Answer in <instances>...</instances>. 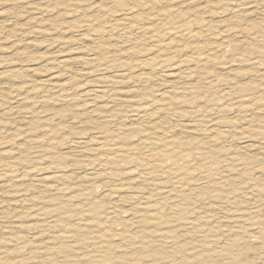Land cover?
<instances>
[{"label":"rangeland","instance_id":"1","mask_svg":"<svg viewBox=\"0 0 264 264\" xmlns=\"http://www.w3.org/2000/svg\"><path fill=\"white\" fill-rule=\"evenodd\" d=\"M261 161L264 0H0V264H264Z\"/></svg>","mask_w":264,"mask_h":264},{"label":"bare ground","instance_id":"2","mask_svg":"<svg viewBox=\"0 0 264 264\" xmlns=\"http://www.w3.org/2000/svg\"><path fill=\"white\" fill-rule=\"evenodd\" d=\"M103 1H105V0H103ZM107 2H108V1H107ZM104 3H105V2H104ZM110 3H111V2H110ZM105 4H106V3H105ZM100 6H102V4H101ZM107 6H108V5H107ZM110 6H111V5H110ZM113 6H114V5H113ZM133 6H134V5H133ZM136 7H138V6H136ZM26 8H28V6H26ZM98 8H99V7H98ZM98 8H97V10H98ZM109 8H110V7H109ZM127 9H128V8H127ZM167 9H168V8H167ZM117 10H118V9H117ZM168 10H169V9H168ZM98 12H99V10H98ZM104 12H105V11H104ZM112 12H113V11H112ZM118 12H119V11H118ZM120 12H121V11H120ZM125 12H127V11H125ZM180 12H181V11H180ZM102 13H103V12H102ZM131 13H132V12H131ZM133 13H134V11H133ZM135 13H136V11H135ZM97 14H98V13H97ZM105 14H106V13H105ZM105 14H104V15H105ZM123 14H124V13H123ZM128 14H130V13H128ZM81 15H82V14H81ZM100 15H101V13H100ZM121 15H122V14H121ZM124 15H125V14H124ZM133 15H134V14H133ZM177 15H178V14H177ZM115 16H116V15H115ZM117 16H118V15H117ZM130 16H131V14H130ZM130 16H129V17H130ZM161 16H163V15H160V17H161ZM171 16H172V15H171ZM98 17H99V16H98ZM113 17H114V16H113ZM129 17H128L127 19H129ZM158 17H159V16H158ZM5 18H6V17H5ZM132 18H133V17H132ZM172 18H173V17H172ZM174 18H175V17H174ZM177 18H178V16H177ZM96 19H97V18H96ZM107 19H108V18H107ZM111 19H112V18H111ZM97 20H98V19H97ZM123 20H126V19H123ZM88 21H89V20H88ZM105 21H108V20L105 19ZM105 21H103V22H105ZM109 21H110V20H109ZM126 21H127V20H126ZM131 21H132V20H131ZM170 21H171V20H170ZM91 22H92V21H91ZM94 22H95V21H94ZM128 22H130V21H128ZM135 22H137V21L135 20ZM88 23H89V22H88ZM100 23H101V22H100ZM151 23H152V22H151ZM154 23H155V22H154ZM98 24H99V23H98ZM104 25H105V24H104ZM104 25H103V26H104ZM113 25L115 26V24H113ZM103 26H102V27H103ZM120 26H123V25L120 24ZM124 26H126V25H124ZM124 26H123V27H124ZM96 27H97V25H96ZM33 28H34V27H33ZM87 28H88V27H87ZM106 28H108V27H106ZM109 28H110V27H109ZM109 28H108V29H109ZM124 28H125V27H124ZM129 28H130V27H129ZM129 28H128V29H129ZM104 29H105V28H104ZM117 29H118V28H117ZM92 30H93V29H92ZM111 30H112V29H111ZM174 30H175V29H174ZM107 31H108V30H107ZM121 31H122V30H121ZM129 31H130V30H129ZM100 32H102V31H100ZM134 32H135V31H134ZM131 33H132V32H130V34H131ZM163 33H164V32H163ZM122 34H123V33H122ZM89 35H93V34H89ZM117 35H118V34H117ZM171 36H172V35H171ZM88 37H89V36H88ZM94 37H95V36H94ZM117 37H118V36H117ZM122 37H123V36H122ZM124 37H125V36H124ZM82 38H84V35H83ZM89 38H90V37H89ZM157 38H158V37H157ZM194 38H195V37H194ZM84 39H85V38H84ZM198 39H199V38H198ZM94 40H95V39H94ZM126 40H127V39H126ZM132 40H133V39H132ZM150 40H151V39H150ZM188 40H189V39H188ZM91 41H92V40H91ZM98 41H99V40H98ZM114 41H115V40H114ZM95 42H96V41H95ZM123 42H124V41H123ZM146 42H147V41H146ZM156 42H157V41H156ZM196 42H197V41H196ZM105 43H106V42H105ZM120 43H121V42H120ZM193 43H194V42H193ZM136 45H137V43H136ZM138 46H139V45H138ZM168 46H169V45H168ZM48 47H49V46H48ZM96 48H97V47H96ZM129 49H130V47H129ZM160 49H161V48H160ZM194 49H195V48H194ZM99 50H100V49H99ZM103 51H104V50H103ZM131 52H132V51H131ZM97 53H98V52H97ZM151 53H152V52H151ZM98 54H99V53H98ZM116 54H117V53H116ZM128 54H129V53H128ZM86 55H87V54H86ZM93 55H94V54H93ZM105 55H107V54H105ZM90 56H91V55H90ZM96 56H97V55H96ZM136 56H137V55H136ZM120 57H122V56H120ZM145 57H146V56H145ZM197 57H198V56H197ZM69 58H70V57H69ZM105 58H106V57H105ZM125 58H127V57H125ZM65 59H66V58H65ZM65 59H64V60L62 59L61 61L59 60V62H58V66H59V68H60V66L63 67V66L68 65V63H67L68 61H66ZM146 59H147V58H146ZM193 59H194V58H193ZM56 60H57V59H56ZM90 60H91V59H90ZM93 60H94V58H93ZM93 60H92V61H93ZM149 60H150V59H149ZM198 60H199V59H198ZM95 61H96V59H95ZM199 61L202 62L201 60H199ZM97 62H98V61H97ZM130 62H131V61H130ZM196 62H197V61H196ZM54 63H56V62H54ZM76 63H77V61H76ZM79 63H80V62H79ZM98 63H99V62H98ZM204 63H205V62H204ZM91 64H92V63H91ZM202 64H203V63H202ZM55 65H56V64H55ZM55 65H54V67H55ZM74 65H75V64H74ZM96 65H97V64H96ZM101 65H102V64H101ZM137 66H138V65H137ZM56 67H57V66H56ZM89 68H90V67H89ZM92 68H93V67H92ZM197 68H199V67H197ZM63 69H64V68H63ZM64 70H65V69H64ZM60 71H61V69H60ZM99 71H100V70H99ZM16 72H18V71H16ZM16 72H15V74H16ZM114 72H115V71H114ZM13 73H14V72H13ZM53 73H54V72H53ZM57 73H58V72H57ZM63 73H64V72H63ZM148 73H149V72H148ZM150 73H151V72H150ZM178 73H179V72H178ZM192 73H193V72H192ZM67 74H68V73H67ZM154 74H155V73H154ZM156 74H157V73H156ZM36 75H37V74H36ZM45 75H46V74H45ZM50 75H51V74H50ZM143 75H144V74H143ZM43 76H44V75H43ZM82 76H83V75H82ZM96 76H98V75H96ZM115 76H116V75H115ZM38 77H39V76H38ZM52 77H54V76H52ZM160 77H161V76H160ZM165 77L167 78V76H165ZM169 77L171 78V76H169ZM172 77H174V76H172ZM50 78H51V77H50ZM54 78H55V77H54ZM103 78H104V77H103ZM120 78H121V77H120ZM8 79H9V78H8ZM13 79H14V78H13ZM51 79H52V78H51ZM59 79H60V78H59ZM1 80H2V79H1ZM43 80H44V79H43ZM46 80H47V79H46ZM95 80H96V79H95ZM99 80H100V79H99ZM99 80L97 79V81H99ZM171 80H172V79H171ZM59 81H60V80H59ZM97 81H96V82H97ZM134 81H135V80H134ZM6 82H7V81H6ZM30 82H31V81H30ZM100 82L102 83V81H100ZM100 82H99V83H100ZM164 82H166V81H164ZM2 83H3V82H2ZM10 83H11V82H10ZM168 83H169V82H168ZM172 83H173V81H172ZM102 84H103V83H102ZM104 84H105V83H104ZM173 84H174V83H173ZM173 84H172V85H173ZM178 84H179V83H178ZM201 84H204V83H201ZM174 85H175V84H174ZM206 85H207V84H206ZM112 86H113V85H112ZM97 87H98V86H97ZM99 87H100V86H99ZM104 87H105V86H104ZM104 87H103V88H104ZM106 87H107V86H106ZM106 87H105V89H106ZM171 87H172V86H171ZM109 88H110V87H109ZM112 88H113V87H112ZM167 88H168V87H167ZM88 89H89V88H88ZM113 89H114V88H113ZM165 89H166V88H165ZM169 89H170V88H169ZM89 90H90V89H89ZM174 90H175V89H174ZM176 90H177V89H176ZM181 90H182V89H181ZM81 91H82V90H81ZM84 91H85V90H84ZM108 91H109V90H108ZM94 92H102V90L99 89V88H96V89L94 90ZM114 92H115V90L113 91V93H114ZM146 92H147V91H146ZM104 93H105V91L102 92V96H103ZM109 93H110V92H109ZM116 93H117V92H116ZM167 93H168V92H167ZM197 93H198V92H197ZM124 94H125V93H124ZM171 94H172V93H171ZM171 94H170V95H171ZM93 95H94V94H93ZM93 95H92V98H93ZM104 95H106V94H104ZM150 95H151V94H150ZM177 95H178V94H177ZM189 95H190V94H189ZM194 95H195V94H194ZM87 96H88V95H87ZM94 96H96V95H94ZM132 96H133V95H132ZM158 96H159V95H158ZM83 97H84V96H83ZM89 97H91V96H89ZM89 97H88V98H89ZM98 97H100V96H98ZM174 97H176V96H174ZM108 98H109V97H108ZM129 98H130V97H129ZM158 98H159V97H158ZM90 99H91V98H90ZM90 99H89V100H90ZM43 100H44V99H43ZM106 100H107V99H106ZM162 100H163V99H162ZM168 100H169V99H168ZM115 101H116V100H115ZM118 101H120V100H118ZM118 101H117V102H118ZM143 101H144V100H143ZM96 102H97V101H96ZM106 102H107V101H106ZM99 103H100V102H99ZM104 103H105V102H104ZM121 103H122V102H121ZM115 104H116V103H115ZM161 104H162V103H161ZM197 104H198V103H197ZM114 106H117V104L114 105ZM140 106H141V105H140ZM141 107H142V106H141ZM155 107H157V106H155ZM163 107H164V106H163ZM93 108H94V107H92V109H93ZM111 108H112V107H111ZM114 108H115V107H114ZM130 108H131V107H130ZM153 108H154V107H153ZM178 108H179V107H178ZM182 108H183V107H182ZM102 109H104V107H103ZM108 109H109V108H108ZM116 110H117V109H116ZM119 110H120V109H119ZM126 110H127V109H126ZM78 111H79V110H78ZM78 111H77V112H78ZM80 111H81V110H80ZM82 111H83V110H82ZM103 111H104V110H103ZM121 111H122V109H121ZM143 111H144V110H143ZM143 111H141V112H143ZM149 111H150V110H149ZM100 112H101V111H100ZM134 112H135V111H134ZM141 112H140V113H141ZM74 113H75V112H74ZM78 113H79V112H78ZM92 113H93V112H92ZM103 113H104V112H103ZM127 113H128V112H127ZM144 113H145V112H144ZM107 114H108V112H107ZM138 114H139V112H138ZM160 115H161V114H160ZM95 116H96V115H95ZM163 116H165V115H163ZM171 116H172V115H171ZM92 117H93V115H92ZM98 117H99V116H98ZM101 117H102V116H101ZM104 117H108V116H105V115H104ZM109 117H110V116H109ZM111 117H112V116H111ZM134 117H135V116H134ZM136 117H138V116H136ZM166 117L169 118L168 116H166ZM113 118H114V117H113ZM34 119H35V118H34ZM100 119H103V118H100ZM129 119H130V118H129ZM137 119H138V118H137ZM139 119H142V118L139 117ZM147 119H148V118H147ZM143 120H146V119L144 118ZM148 120H149V119H148ZM218 120H219V119H218ZM131 121H133V120H131ZM150 121H151V120H150ZM153 121H154V120H153ZM101 122H102V121H99V123H101ZM107 122H108V121H107ZM107 122H106V123H107ZM136 122H137V121H136ZM151 122H152V121H151ZM93 123H94V121H93ZM95 123H97V122H95ZM99 123H98V124H99ZM118 123H119V122H118ZM142 123H143V122H142ZM142 123H137V125H138V124H142ZM149 123H150V122H149ZM152 123H153V122H152ZM165 123H166V122H165ZM217 123H218V122H217ZM19 124H20V123H19ZM70 124H73V123H70ZM90 124H91V123H90ZM103 124H104V123H103ZM103 124H102V125H103ZM147 124H148V123H147ZM154 124H155V123H154ZM206 124H207V123H206ZM27 125H28V124H27ZM104 125H105V124H104ZM121 125L123 126V124H121ZM124 125H125V124H124ZM165 125H167V124H165ZM179 125H180V124H179ZM215 125H216V124H215ZM215 125H214V126H215ZM217 125H218V124H217ZM142 126H143V125H142ZM182 126H183V125H182ZM218 126H219V125H218ZM164 127H165V126H164ZM188 127H189V126H188ZM90 128L92 129V126H91ZM101 128H103V127H101ZM110 128H111V127H110ZM95 129H97V128H95ZM111 129H112V128H111ZM131 129H132V128H131ZM171 129H172V128H171ZM212 129H213V128H212ZM93 130H94V129H93ZM132 130H133V129H132ZM150 130H151V129H150ZM154 130H155V129H154ZM227 130H228V129H227ZM95 131H96V130H95ZM128 131H129V129H128ZM147 131H148V129H147ZM151 131H153V130H151ZM93 132H94V131H93ZM105 132H106V130L104 131V134H105ZM108 132H109V130L107 131V133H108ZM113 132L116 133L115 130H113ZM124 132H125V131H124ZM124 132H123V133H124ZM224 132H225V129H224ZM98 133H99V132H98ZM109 133L111 134L112 132H109ZM123 133H122V134H123ZM125 133H126V132H125ZM125 133H124V134H125ZM135 133H136V132H134V134H135ZM151 133H153V132H151ZM212 133H213V131H212ZM229 133H230V132H229ZM113 134H114V133H113ZM117 134H118V132H117ZM159 134H160V133H159ZM98 135H99V134H98ZM101 135H102V133H101ZM119 135L121 136V134H119ZM154 135H155V134H154ZM161 135H162V134H161ZM222 135H223V134H222ZM231 135H232V134H231ZM93 136H94V135H93ZM103 136H104V135H103ZM106 136H107V135H106ZM158 136H159V135H158ZM193 136H195V135H193ZM199 136H201V135H199ZM205 136L208 137V135H205ZM98 137H99V136H98ZM98 137H97V138H98ZM107 137H109V136H107ZM111 137H112V136H111ZM126 137H127V135H126ZM141 137H143V136H141ZM160 137H161V136H160ZM102 138H103V137H102ZM102 138H101V139H102ZM104 138H106V137H104ZM113 138H114V136H113ZM113 138H112V139H113ZM117 138H119V137H115V139H117ZM152 138H153V137H152ZM164 138H166V137H164ZM169 138H170V137H169ZM169 138H166V139H169ZM74 139H77V138H74ZM98 139H99V138H98ZM120 139L122 140V138H120ZM160 139H161V138H160ZM183 139H184V138H183ZM143 140H144V139H143ZM151 140H153V139H151ZM151 140H149V141H151ZM164 140H165V139H164ZM105 141H106V140H105ZM107 141H108V139H107ZM149 141H146V142H149ZM173 141H174V140H172L171 143H172ZM108 142H109V141H108ZM108 142H107V143H108ZM122 142H123V141H122ZM158 142H159V141H158ZM80 143H81V142H80ZM107 143H106V145H107ZM113 143H115V142H113ZM77 144H78V143H77ZM119 144H120V142H119ZM131 144H132V143H130V145H131ZM146 144H147V143H146ZM176 144H177V143H176ZM101 145H102V144H101ZM121 145L123 146V143H122ZM124 145H125V144H124ZM148 145H150V144H148ZM153 145H154V144H153ZM155 145H156V144H155ZM169 145H170V144H169ZM171 145H172V144H171ZM195 145H196V144H195ZM68 146H69V145H68ZM107 146H108V145H107ZM112 146H113V145H111V147H112ZM125 146H126V145H125ZM125 146H124V147H125ZM132 146H133V144H132ZM84 147H85V145H84ZM127 147H129V146H127ZM134 147H135V146H134ZM144 147H145V146H144ZM219 147H220V146H219ZM239 147H240V146H239ZM76 148H77V147H76ZM85 148H86V147H85ZM85 148H84V149H85ZM157 148H158V147H157ZM196 148H197V147H196ZM214 148H215V147H214ZM250 148H251V147H250ZM135 149H136V148H135ZM143 149H144V148H143ZM151 149H152V148H151ZM151 149H150V150H151ZM154 149H156V148H154ZM162 149H164V147H162ZM82 150H83V149H82ZM86 150H87V148H86ZM157 150H158V149H157ZM188 150H189V149H188ZM244 150H245V149H244ZM250 150H251V149H250ZM258 150H259V149H258ZM258 150H257V153H258ZM96 151H97V150H96ZM108 151H111V150H108ZM115 151H117V150L115 149ZM121 151H122V150H121ZM128 151H129V150H128ZM155 151H156V150H155ZM161 151H162V150L159 149V152H161ZM170 151H172V150H170ZM170 151H169V152H170ZM211 151H212V150H211ZM255 151H256V150H255ZM79 152H80V151H79ZM124 152L127 154L126 151H124ZM144 152H145V151H144ZM144 152H143V153H144ZM148 152H149V150H148ZM148 152H146V153H148ZM166 152H168V151H166ZM241 153H242V152H241ZM257 153H256V154H257ZM259 153H260V152H259ZM74 154H76V153L74 152ZM105 154H106V153H105ZM105 154H103V155H105ZM108 154H109V153H108ZM111 154H112V153H111ZM114 154H115V153H114ZM114 154H113V155H114ZM118 154H120V152H119ZM128 154H129V153H128ZM128 154H127V156H128ZM134 154H135V153H134ZM141 154H142V153H141ZM215 154H216V151H215ZM215 154H214V155H215ZM233 154H234V153H233ZM236 154H237V153H236ZM236 154H235V155H236ZM116 155H117V154H116ZM129 155H130V154H129ZM131 155H132V154H131ZM151 155H152V154H151ZM202 155H205V154H202ZM212 155H213V154H212ZM259 155H260V154H259ZM4 156H5V155H4ZM7 156H8V155H7ZM9 156H10V155H9ZM75 156H76V155H75ZM80 156H81V155H80ZM82 156H83V155H82ZM85 156H86V155H85ZM108 156H110V155H108ZM111 156H112V155H111ZM111 156H110V157H111ZM118 156H119V155H117V157H118ZM123 156H124V155H123ZM123 156H122V157H123ZM215 156H216V155H215ZM244 156H245V154H244ZM246 156H247V155H246ZM122 157H121V158H122ZM128 157H129V156H128ZM133 157H134V155H133ZM151 157H152V156H151ZM204 157H205V156H204ZM248 157H249V156H248ZM248 157H247V158H248ZM251 157H252V156H251ZM58 158H59V157H58ZM58 158H57V159H58ZM92 158H93V157H92ZM105 158H106V157H105ZM121 158H120V159H121ZM125 158H126V157H125ZM249 158H250V157H249ZM252 158H253V157H252ZM4 159H5V158H4ZM22 159H24V157H23ZM57 159H56V160H57ZM146 159H147V158H146ZM194 159H196V158L194 157ZM199 159H200V158H199ZM106 160H107V159H106ZM121 160L123 161V159H121ZM203 160H204V159H203ZM228 160H229V159H228ZM58 161H59V160H58ZM112 161H113V160H112ZM131 161H132V160H131ZM197 161H198V163H199V160H197ZM200 161H202V160H200ZM230 161H232V160H230ZM233 161H234V160H233ZM106 162H109V161H106ZM120 162H121V161H120ZM120 162H119V163H120ZM124 162H125V161H124ZM149 162H150V161H149ZM149 162H148V163H149ZM153 162H154V161H153ZM217 162H218V161H217ZM55 163H57V162L55 161ZM98 163H99V162H98ZM112 163H113V162H112ZM112 163H111L110 166L113 165ZM151 163H152V162H151ZM174 163H175V162H174ZM203 163H204V162H203ZM203 163H202V164H203ZM221 163H222V162H221ZM223 163H224V162H223ZM261 163H263V162L261 161ZM1 164H2V163H1ZM93 164H94V163H93ZM117 164H118V163H117ZM126 164H127V163H126ZM134 164H135V163H134ZM136 164H138V163H136ZM142 164H143V163H142ZM208 164H209V163H208ZM208 164H207V165H208ZM232 164H233V163H232ZM60 165H61V164H60ZM89 165H90V164H89ZM118 165H119V164H118ZM118 165H117V166H118ZM147 165H148V164H147ZM153 165H154V164H153ZM156 165H157V164H156ZM174 165H176V164H174ZM197 165H198V164H197ZM212 165H213V164H212ZM226 165H227V164H226ZM244 165H245V164H244ZM246 165L248 166L249 164H246ZM263 165H264V163H263ZM56 166H57V165H56ZM62 166H63V165H62ZM137 166H139V164H138ZM143 166H145V165H143ZM224 166H225V165H224ZM239 166H240V165H239ZM3 167H4V166H3ZM57 167H58V166H57ZM139 167H140V166H139ZM156 167H157V166H156ZM199 167H200V166H197V168H199ZM103 168H104V167H103ZM135 168H136V167H135ZM176 168L178 169V167H176ZM197 168H196V169H197ZM207 168H208V170H209V167H207ZM247 168H248V167H247ZM247 168H246V169H247ZM118 169H119V168H118ZM157 169H158V168H157ZM174 169H175V168H174ZM200 169H202V167H201ZM213 169H214V168H213ZM213 169H212V170H213ZM246 169H245V170H246ZM62 170H63V169H62ZM113 170H114V169H113ZM116 170H117V169H116ZM178 170H180V168H179ZM197 170H198V169H197ZM208 170H205L204 172H206V171H208ZM3 171H4V170H3ZM8 171H9V170H8ZM90 171H91V170H90ZM103 171H104V170H103ZM105 171H106V170H105ZM138 171H139V170H138ZM142 171H143V170H142ZM142 171H141V172H142ZM144 171H145V170H144ZM149 171H150V170H149ZM153 171H154V170H153ZM155 171H156V168H155ZM172 171H173V170H172ZM11 172H12V171H11ZM59 172H60V171H59ZM61 172H62V171H61ZM96 172H97V171H96ZM176 172H177V171H176ZM201 172H202V171H201ZM246 172H247V171H246ZM91 173H92V172H91ZM159 173H160V172H159ZM181 173H182V172H181ZM202 173H203V172H202ZM58 174H59V173H58ZM133 174H134V173H133ZM141 174H145V173L142 172ZM211 174H212V173H211ZM89 175H90V174H89ZM137 175H139V174H137ZM181 175H182V174H181ZM183 175H184V173H183ZM34 176H35V175H34ZM66 176H67V175H66ZM67 177H68V176H67ZM107 177H108V176H107ZM156 177H157V176H156ZM177 177H179V176H177ZM177 177H175V178H177ZM183 177H184V176H183ZM235 177H236V176H235ZM209 178H210V177H209ZM240 178H241V176H240ZM61 179H62V177H61ZM66 179H67V178H66ZM129 179H130V178H129ZM131 179H132V178H131ZM134 179H136V175H135ZM138 179H139V178H138ZM144 179H145V178H144ZM150 179H151V178H150ZM173 179H174V178H173ZM178 179H180V178H178ZM188 179H189V178H188ZM207 179H208V178H207ZM45 180H46V179H45ZM56 180H57V179H56ZM109 180H110V179H109ZM132 180H133V179H132ZM140 180H143V179H140ZM175 180H176V179H175ZM175 180H174V181H175ZM197 180H198V179H197ZM54 181H55V180H54ZM59 181H60V180H58V182H59ZM125 181H126V180H125ZM150 181H151V180H150ZM176 181H177V180H176ZM181 181H182V180H181ZM58 182H56V183H58ZM63 182H64V181H62L61 183H63ZM91 182H92V181H91ZM93 182H94V181H93ZM99 182H100V181H99ZM104 182H105V181H104ZM114 182H115V181H114ZM159 182H160V181H159ZM237 182H238V181H237ZM237 182H236V183H237ZM59 183H60V182H59ZM79 183H80V182H79ZM86 183H87V182H86ZM140 183H142V182H140ZM172 183H174V182H172ZM177 183H178V182H177ZM233 183H234V182H233ZM257 183H258V182H257ZM63 184H64V183H63ZM67 184H68V183H67ZM69 184H70V183H69ZM89 184H90V183H89ZM170 184H171V183H170ZM178 184H179V183H178ZM118 185H120V184H118ZM118 185H117V186H118ZM131 185H132V184H131ZM173 185H174V184H173ZM191 185H192V184H191ZM204 185H205V184H204ZM232 185H233V184H232ZM2 186H3V185H2ZM141 186H143V185H141ZM149 186H150V185H149ZM226 186H227V185H226ZM235 186H236V185H235ZM118 187H119V186H118ZM136 187H137V184H136ZM139 187H140V186H139ZM139 187H138V188H139ZM143 187H144V186H143ZM146 187H147V186H146ZM151 187H154V186H151ZM28 188H29V187H28ZM156 188H157V187H156ZM190 188H192V187H190ZM201 188H202V187H201ZM203 188H204V187H203ZM226 188H227V187H226ZM234 188H235V187H234ZM251 188H252V187H251ZM2 189H3V188H2ZM89 189H90V188H89ZM165 189H166V188H165ZM170 189H171V188H170ZM172 189H173V188H172ZM176 189L179 190L178 188H176ZM208 189H209V188H208ZM217 189H218V188H217ZM220 189H221V188H220ZM220 189H218V190H220ZM78 190H79V189H78ZM78 190H77V191H78ZM126 190H127V189H126ZM126 190H125V191H126ZM144 190H145V189H144ZM173 190H174V189H173ZM230 190H231V189H230ZM53 191H54V190H53ZM75 191H76V190H75ZM88 191H89V190H88ZM108 191H109V190H108ZM129 191H130V190H129ZM138 191H139V190H138ZM156 191H157V190H156ZM186 191H187V190H186ZM223 191H224V190H223ZM228 191H229V190H228ZM231 191H232V190H231ZM256 191H257V190H256ZM135 192H136V190H135ZM143 192H144V191H143ZM143 192H140V193L142 194ZM150 192H151V190H150ZM177 192H180V190L177 191ZM225 192H226V191H225ZM80 193H81V192H80ZM90 193H91V192H90ZM147 193H148V192H146V194H147ZM158 193H159V192H158ZM166 193H167V191H166ZM186 193H187V192H186ZM196 193H197V191H196ZM76 194H77V193H76ZM137 194H138V193H137ZM152 194H153V193H152ZM154 194H156V193H154ZM167 194H168V193H167ZM204 194H205V193H203L202 195H204ZM228 194H229V193H228ZM89 195H90V194H89ZM148 195H150V194H148ZM207 195H208V194H207ZM82 196H83V195H82ZM146 196H147V195H146ZM152 196H154V195H152ZM156 196H157V195H156ZM162 196H163V195H162ZM208 196H209V195H208ZM236 196H237V195H236ZM34 197H35V196H34ZM36 197H38V196H36ZM141 197H142V195H141ZM141 197H140V198H141ZM143 197H144V196H143ZM150 197H151V195H150ZM154 197H155V196H154ZM30 198H31V197H30ZM65 198H66V197H65ZM115 198H116V196H115ZM131 198H132V196H131ZM173 198H174V197H173ZM210 198H211V197H210ZM210 198H208V199H210ZM20 199H21V198H20ZM26 199H27V198H26ZM40 199H41V198H40ZM126 199H127V198H126ZM138 199H139V198H137V200H138ZM142 199H145V198H142ZM150 199H151V198H150ZM177 199H178V198H177ZM180 199H181V197H180ZM187 199H188V195H185V194H184V196L182 195V200H184V201L186 202ZM193 199H195V198H193ZM196 199H197V198H196ZM67 200H68V199H67ZM92 200H93V199H92ZM112 200H113V199H112ZM174 200H175V199H174ZM61 201H62V200H61ZM82 201H83V200H82ZM82 201H81V202H82ZM90 201H91V200H90ZM105 201H106V200H104V202H105ZM121 201H123V200H121ZM121 201L119 200V202H121ZM133 201H134V200H133ZM160 201H161V200H160ZM167 201H168V200H167ZM196 201H197V200H196ZM199 201H200V200H199ZM199 201H198V202H199ZM32 202H33V201H32ZM58 202H60V201H58ZM107 202H108V201H107ZM109 202H110V201H109ZM148 202H149V201H147V203H148ZM164 202H165V201H164ZM178 202H179V201H178ZM211 202H212V201H211ZM102 203H103V202H102ZM135 203H136V202H135ZM147 203H146V204H147ZM149 203H150V202H149ZM149 203H148V204H149ZM151 203H152V202H151ZM153 203H154V202H153ZM157 203L159 204V202H157ZM157 203H156V204H157ZM166 203H167V202H166ZM170 203H171V202H170ZM212 203H214V202H212ZM84 204H85V203H84ZM112 204H113V202H112ZM132 204H133V203H132ZM132 204H131V205H132ZM142 204L145 205L144 203H142ZM154 204H155V203H154ZM161 204H162V203H161ZM215 204H216V203H215ZM162 205H163V204H162ZM170 205H171V204H170ZM170 205H169V206H170ZM185 205H186V204H185ZM262 205H263V204H262ZM48 206H49V205H48ZM50 206H51V205H50ZM55 206H56V205H55ZM157 206H159V205H157ZM169 206H168V207H169ZM173 206H174V205H173ZM204 206H205V205H204ZM19 207H20V206H19ZM24 207H25V206H24ZM27 207H28V205H27ZM30 207H31V206H30ZM160 207H161V206H160ZM175 207H176V206H175ZM260 207H261V206H260ZM51 208H53V207L51 206ZM121 208H123V207L121 206ZM133 208H134V207H133ZM133 208H131L132 211H133ZM137 208H138V207H137ZM139 208H140V207H139ZM162 208H163V207L159 208V210L162 209ZM169 208H170V207H169ZM252 208H254V207H252ZM25 209H26V208H25ZM46 209H48V208H46ZM129 209H130V208H129ZM148 209H149V208H148ZM181 209H182V208H181ZM199 209H200V208H199ZM216 209H218V208H216ZM235 209H236V208H235ZM59 210H60V209H59ZM135 210H136V209H135ZM157 210H158V209H157ZM157 210H155V211H157ZM176 210H178V209H176ZM212 210H214V209H212ZM242 210H246V209L244 208V209H242ZM247 210H248V208H247ZM249 210H250V209H249ZM252 210H253V209H252ZM84 211H85V210H84ZM116 211H117V210H116ZM140 211H141V210H140ZM145 211H146V210H145ZM145 211H144V212H145ZM147 211H148V210H147ZM150 211H151V210H149V212H150ZM152 211H153V210H152ZM164 211H165V210H164ZM174 211H175V210H174ZM204 211H206V210H204ZM208 211H209V210H208ZM220 211H221V210H220ZM263 211H264V210H263ZM59 212H60V211H59ZM86 212H87V211H86ZM137 212H138V211H137ZM142 212H143V208H142ZM176 212H177V211H176ZM178 212H179V211H178ZM213 212H214V211H213ZM227 212H228V211H227ZM249 212H251V211H249ZM258 212H259V211H258ZM260 212H261V211H260ZM23 213H24V212H23ZM60 213H61V212H60ZM118 213H119V212H118ZM135 213H136V211H135ZM146 213H148V212H146ZM157 213H158V212H157ZM159 213H160V212H159ZM252 213H254V212H252ZM252 213H251V214H252ZM256 213H257V212H256ZM115 214H116V213H115ZM119 214H120V213H119ZM119 214H117V215H119ZM164 214H165V213H164ZM166 214H167V213H166ZM202 214H203V213H202ZM223 214H224V213H223ZM223 214H222V215H223ZM60 215H61V214H60ZM130 215H131V214H130ZM160 215H161V213H160ZM176 215H177V213H176ZM198 215H199V213L197 214V216H198ZM200 215H201V214H200ZM240 215H241V214H240ZM248 215H250V214H248ZM248 215H247V216H248ZM131 216H132V215H131ZM171 216H172V214H171ZM226 216H227V215H226ZM235 216H236V215H235ZM242 216H243V215H242ZM242 216H241V217H242ZM88 217H89V216H88ZM90 217L92 218L93 216H90ZM206 217H207V216H206ZM221 217H223V216H221ZM243 217H246V216L244 215ZM94 218H95V217H94ZM141 218H143V217H141ZM160 218H161V217H160ZM231 218H232V217H231ZM255 218H256V217H255ZM255 218H254V219H255ZM261 218H263V217H261ZM55 219H56V218H55ZM57 219H58V218H57ZM57 219H56V220H57ZM61 219H62V217H61L60 219H58V221H56V222L54 221V222L57 223V222H59V220H61ZM96 219H98V218H96ZM113 219H115V218H113ZM121 219H122V218H121ZM121 219L119 218V220H121ZM127 219H128V218H127ZM136 219H137V218H136ZM149 219H150V218H149ZM207 219H208V218H207ZM252 219H253V218H252ZM252 219H251V220H252ZM90 220H91V219H90ZM104 220H106V218H104ZM111 220H112V219H111ZM248 220H249V219H248ZM62 221L65 222L64 219H63ZM99 221H101V220H99ZM198 221H199V220H198ZM262 221H263V220H262ZM262 221H261V222H262ZM92 222H93V221H92ZM97 222H98V221H97ZM106 222H107V221H106ZM142 222H143V221H142ZM156 222H158V221H156ZM168 222H169V221H168ZM219 222H220V221H219ZM235 222H237V221H235ZM243 222H244V221L240 222V224L243 223ZM245 222H246V221H245ZM261 222H260V223H261ZM52 223H53V222H52ZM108 223H109V222H108ZM121 223H122V222H121ZM135 223H136V222H135ZM160 223H161V222H160ZM162 223H163V222H162ZM174 223H176V221H175ZM220 223H221V222H220ZM222 223H223V222H222ZM255 223H256V222H255ZM258 223H259V222H258ZM258 223H257V224H258ZM76 224H77V223H76ZM85 224H86V223H85ZM85 224H84V226H85ZM111 224H112V223H111ZM111 224H110V225H111ZM163 224H164V223H163ZM189 224H191V223H189ZM227 224H228V223H227ZM243 224H244V223H243ZM252 224H254V221H253ZM252 224H251V225H252ZM82 225H83V224H82ZM126 225H127V224H126ZM179 225H180V224H178V226H179ZM182 225H183V224H182ZM182 225H181V226H182ZM186 225H188V224H186ZM186 225H185V226H186ZM224 225H225V224H224ZM262 225H263V224H262ZM262 225H260V226H262ZM36 226H37V225H36ZM67 226H68V225H67ZM130 226H131V225H129V227H130ZM219 226H221V225L219 224ZM225 226H226V225H225ZM247 226H250V224H249V225L247 224ZM252 226H253V225H252ZM38 227H39V226H38ZM47 227H49V226H47ZM57 227H59V226L57 225ZM89 227H90V226H88V228H89ZM111 227H112V225H111ZM111 227H110V228H111ZM192 227H193V226H192ZM196 227H198V225H195L194 228H196ZM227 227H228V226H227ZM242 227H243V226H242ZM39 228H40V227H39ZM52 228H54V225H53ZM59 228H60V227H59ZM62 228H63V227H62ZM62 228H60L61 231L64 230L66 227H65L64 229H62ZM77 228H78V227H77ZM77 228H76V229H77ZM90 228H91V227H90ZM93 228H96V225H95V227H93ZM97 228H98V226H97ZM105 228H106V227H105ZM110 228H108V229H110ZM130 228H131V227H130ZM135 228H136V227H135ZM135 228H134V229H135ZM137 228H140V227H137ZM148 228H149V227H148ZM151 228H153V227H151ZM151 228H150V229H151ZM232 228H233V227H232ZM234 228H235V227H234ZM246 228H248V227H246ZM246 228H245V230H246ZM257 228H258V227H257ZM80 229H83V228H80ZM80 229H79V230H80ZM112 229H113V228H112ZM128 229H129V228H128ZM158 229H159V228H158ZM161 229H162V228H161ZM166 229H167V228H166ZM166 229H165V230H166ZM236 229H237V228H236ZM236 229H235V230H236ZM240 229H241V228H240ZM120 230H121V229H120ZM142 230H144V228H143ZM142 230H139V231L142 232ZM148 230H149V229H148ZM153 230H154V229H153ZM163 230H164V229H163ZM176 230H177V229H176ZM202 230H203V229H202ZM254 230H255V229H254ZM256 230H257V229H256ZM64 231H65V230H64ZM90 231H92V230H90ZM101 231H102V230H101ZM109 231H110V230H109ZM111 231H112V230H111ZM125 231H126V230H124V232H125ZM132 231H133V230H132ZM132 231L130 230V232H132ZM160 231H161V230H160ZM170 231H171V230H170ZM184 231H185V230H184ZM198 231H199V230L196 229V230H194L193 232H198ZM43 232H44V231H43ZM62 232H63V231H62ZM93 232H94V231H93ZM98 232H99V231H98ZM102 232H103V231H102ZM102 232H101V233H102ZM134 232H135V230H134ZM137 232H138V231H137ZM157 232H159V230H157ZM157 232H156V233H157ZM222 232H223V231H222ZM60 233H61V232H60ZM68 233H70V232H68ZM68 233H67V234H68ZM72 233H73V232H72ZM81 233H82V232H81ZM90 233H91V232H89L88 234L90 235ZM99 233H100V232H99ZM101 233H100V234H101ZM184 233H185V232H184ZM199 233H201V232H199ZM232 233H234V232H232ZM62 234H63V233H62ZM73 234H74V233H73ZM82 234H83V233H82ZM85 234H86V232H85ZM104 234H105V233H102V234H101L100 236H98V237H100V239H102V237L104 236ZM131 234H132V233H131ZM145 234H146V233H145ZM179 234H180V233H179ZM221 234H222V233H221ZM228 234H229V233H228ZM240 234H241V232H240ZM258 234H259V233H258ZM75 235H76V236L79 235V232H78L77 234L75 233ZM75 235H74V236H75ZM119 235H120V234H119ZM230 235H231V234H230ZM76 236H75V238H76ZM80 236H82V235H80ZM85 236H86V235H85ZM105 236H107V235H105ZM113 236H114V235H113ZM149 236H150V235H149ZM194 236H195V235H194ZM212 236H213V235H212ZM228 236H229V235H228ZM228 236H227V237H228ZM248 236H249V235H248ZM6 237H7V236H6ZM57 237H58V236H57ZM82 237H84V234H83ZM86 237H87V236H86ZM107 237H108V236H107ZM109 237H110V236H109ZM109 237H108V238H109ZM111 237H112V236H111ZM127 237L129 238V236L126 235V238H127ZM147 237H148V236H147ZM153 237H154V236H153ZM164 237H165V236H164ZM196 237H197V236H196ZM213 237H214V236H213ZM229 237H230V236H229ZM244 237H245V236H244ZM3 238L5 239V237H3ZM51 238H52V237H51ZM53 238H54V236H53ZM53 238H52V239H53ZM62 238H63V236H62ZM120 238H121V237H120ZM128 238H127V239H128ZM155 238H156V239H155ZM159 238H160V237H159ZM168 238H169V236H168ZM197 238H198V237H197ZM54 239H55V238H54ZM68 239H69V241L71 240L70 238H68ZM84 239H85V237H84ZM86 239H87V238H86ZM88 239H91V238H88ZM88 239H87V240H88ZM111 239H112V238H111ZM154 239L157 240V236H155ZM192 239H193V238H192ZM257 239H258V238H257ZM49 240H50V238H49ZM62 240H63V239H62ZM76 240H77V239H76ZM118 240H119V239H118ZM118 240H117V241H118ZM122 240H123V239H122ZM122 240L120 239V241H122ZM139 240H140V239H139ZM176 240H177V239H176ZM190 240H191V239H190ZM226 240H228V239H226ZM259 240H260V238H259ZM35 241H36V240H35ZM55 241H56V240H54V242H55ZM58 241H59V240H58ZM100 241H102V240H100ZM109 241H110V240H109ZM112 241H113V240H112ZM112 241H111V243H112ZM149 241H151V240H149ZM157 241H158V240H157ZM159 241H160V240H159ZM180 241H181V240H180ZM180 241H179V243H180ZM203 241H204V240H203ZM222 241H223V240H222ZM262 241H264V240H262ZM43 242H44V241H43ZM59 242H60V241H59ZM63 242H67V240H66V241H63ZM70 242H72V241H70ZM79 242H81V240H80ZM90 242H91V241H90ZM115 242H116V240H115ZM127 242H129V243H127ZM127 242H126L127 245L131 244V243H130V240L127 241ZM151 242H152V241H151ZM165 242H166V241H165ZM209 242H212V240L209 241ZM45 243H46V242H45ZM61 243H62V242H61ZM61 243H59V244H61ZM92 243H94L93 246H95V242H92ZM98 243H99V242H98ZM136 243H137V242H136ZM190 243H191V242H190ZM192 243H193V242H192ZM206 243H207V242H206ZM231 243H232V241L230 240V242H229L227 245H231ZM262 243H263V242H262ZM262 243H258V244L260 245V244H262ZM49 244H50V243H49ZM49 244L47 243V245H49ZM62 244L65 245V243H62ZM83 244H84V242H83ZM88 244H89V243H88ZM114 244H117V243H114ZM139 244H140V243H139ZM146 244H147V243H146ZM152 244H153V243H152ZM168 244H170V243L168 242ZM173 244H174V243H173ZM217 244H218V243H217ZM217 244H216V245H217ZM225 244H226V243H225ZM256 244H257V243H256ZM55 245H56V244H55ZM73 245H75V244H73ZM90 245H91V243H90ZM90 245H89V247H90ZM97 245H98V244H97ZM122 245H123V244H121V247H122ZM143 245H144V244H143ZM216 245H215V246H216ZM247 245H248V244H247ZM53 246H54V243H53ZM58 246H59V245H58ZM93 246H92V247H93ZM110 246H111V245H109V243H104V241H102L101 243H99V245L97 246L98 249H99V251H100V248L102 249L103 255H104V256L106 255V258H107V259H109V258L111 259L110 255L112 254L113 249L116 247V246H114V248L111 249L112 246H111V247H110ZM123 246H125V245H123ZM132 246H133V245H132ZM169 246H170V245H169ZM59 247H60V246H59ZM67 247H68V245H67ZM87 247H88V246H87ZM194 247H196V246H194ZM239 247H240V246H239ZM72 248H73V247H72ZM80 248H81V247H80ZM83 248H84V247H83ZM136 248H137V247H136ZM161 248H162V247H161ZM168 248H169V247H168ZM174 248H175V249H174ZM200 248H201V247H200ZM221 248H222V247H221ZM237 248H238V247H237ZM260 248H261V247H260ZM34 249H36V248H34ZM34 249H33V250H34ZM42 249H44V248H42ZM45 249H46V247H45ZM49 249L51 250V248H49ZM58 249H59V248H58ZM62 249H63V248H62ZM73 249H74V248H73ZM75 249H76V247H75ZM77 249H78V248H77ZM84 249H86V247H85ZM96 249H97V248H96ZM145 249H146V248H145ZM173 249H174V252H175V253H177V254H179L180 256H182V257H181V260H180V261H181V264H186V263H187V257H186V255H185V249H184V246H183L182 244H178V245H176V247H173ZM202 249H203V248H202ZM86 250H87V249H86ZM114 250H115V249H114ZM142 250H143V248H142ZM150 250H151V249H150ZM150 250H149V252H150ZM155 250H156V249H155ZM261 250H262V249H261ZM72 251H73V250H72ZM95 251H96V250H95ZM156 251H157V250H156ZM60 252H61V251H60ZM70 252H71V251H69V253H70ZM85 252H86V251H85ZM87 252L89 253V251H87ZM159 252H161V253L163 254V253H167V250H166L165 248H164V250H163V249H159V250L157 251V253H159ZM203 252H204V251H203ZM228 252H230V251H228ZM232 252H233V251H232ZM19 253H20V252H19ZM52 253H53V252H52ZM72 253H73V252H72ZM92 253H93V252H92ZM96 253H98V252H96ZM100 253H101V252H100ZM113 253H114V255H115V252H113ZM127 253H128V252H127ZM133 253H134V251H133ZM139 253H140V252H139ZM141 253H142V252H141ZM144 253H145V252H144ZM151 253H153V252L151 251ZM2 254H3V253H2ZM56 254H57V256H58L59 253H56ZM56 254H55V255H56ZM62 254H64V253H62ZM121 254H122V253H121ZM123 254H124V253H123ZM135 254H136V252L134 253V255H135ZM153 254H154V253H153ZM189 254H190V252H189ZM231 254H232V253H231ZM0 255H1V254H0ZM50 255H51V254H50ZM50 255H49V256H50ZM73 255H74V254H73ZM83 255H84V254H83ZM83 255L81 254V256H83ZM85 255H87V254H85ZM85 255H84V256H85ZM114 255H113V256H114ZM117 255H118V253H117ZM149 255H151V254H149ZM194 255H195V254H194ZM47 256H48V255H47ZM68 256H69V254H68L66 257L68 258ZM71 256H72V255H71ZM74 256H75V255H74ZM74 256H73V258H74ZM76 256L78 257V254H77ZM104 256H103V257H104ZM143 256H144V255H143ZM158 256H159V255H158ZM200 256H201V255H200ZM230 256H231V255H230ZM103 257H102V258H103ZM131 257H132V256H131ZM172 257H173V256H172ZM201 257H203V256H201ZM206 257H208V256H206ZM222 257H223V256H222ZM56 258H57V257H56ZM61 258H65V257H61ZM81 258H82V257H81ZM97 258H98V257H97ZM97 258H96V259H97ZM113 258H117V257H113ZM118 258H119V257H118ZM118 258H117V259H118ZM122 258H124V257H122ZM122 258H121V256H120L119 259H122ZM189 258H190V257H189ZM193 258H194V257H193ZM110 259H109V260H110ZM129 259H130V258H129ZM145 259H146V258H145ZM191 259H192V258H191ZM211 259H212V258H211ZM59 260H61V259H59ZM68 260H70V259H68ZM90 260H92V259H90ZM103 260H104V259H103ZM109 260H108V261H109ZM113 260H114V259H113ZM132 260H134V259H132ZM132 260H131V261H132ZM152 260H153V259H152ZM152 260H151V264H153ZM157 260H159V259H157ZM157 260H156V261H157ZM71 261H72V260H71ZM161 261H163V260H161ZM180 261H179V262H180ZM218 261H220V260H218ZM26 262H27V261H26ZM67 262H69V261H67ZM67 262H65V264H66ZM94 262H95V261H94ZM120 262H121V261H120ZM128 262H130V261H128ZM154 262H155V259H154ZM172 262H173V261H172ZM198 262H200V261H198ZM27 263H28V262H27ZM39 263H40V262H39ZM61 263H62V262H61ZM81 263H83V262H81V261H77V262H76V261H73V262H71L70 264H81ZM84 263H86V261H85ZM99 263H100V262H99ZM136 263H137V262H136ZM136 263H135V264H136ZM142 263H143V262H142ZM158 263H160V262H158ZM163 263H165V262H163ZM163 263H162V264H163ZM170 263H171V261H170ZM200 263H201V262H200ZM203 263H204V262H203ZM212 263H213V262H212ZM228 263H229V262H228ZM28 264H30V263H28ZM36 264H37V263H36ZM118 264H121V263H118ZM138 264H139V262H138ZM155 264H156V263H155ZM165 264H168V263H165ZM195 264H196V263H195Z\"/></svg>","mask_w":264,"mask_h":264}]
</instances>
